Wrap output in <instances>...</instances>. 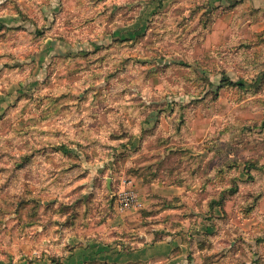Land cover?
<instances>
[{
  "label": "rangeland",
  "instance_id": "1",
  "mask_svg": "<svg viewBox=\"0 0 264 264\" xmlns=\"http://www.w3.org/2000/svg\"><path fill=\"white\" fill-rule=\"evenodd\" d=\"M49 1L0 0V264H61L64 230L94 205L122 213L123 190L136 229L177 239L175 264H264L262 9ZM130 176L181 190L155 197L153 218ZM123 234L122 259L137 248ZM137 258L114 264H149Z\"/></svg>",
  "mask_w": 264,
  "mask_h": 264
},
{
  "label": "crops",
  "instance_id": "2",
  "mask_svg": "<svg viewBox=\"0 0 264 264\" xmlns=\"http://www.w3.org/2000/svg\"><path fill=\"white\" fill-rule=\"evenodd\" d=\"M24 1L16 0V3H21L22 5L24 4ZM225 1L218 0V2ZM7 4H11V2ZM47 4L49 8L53 7V3L49 0ZM252 4L259 9H262L261 12L264 13V0H253ZM13 17H18L17 12L7 13L6 16L1 17V19L13 20ZM133 152L134 150L131 149V157L125 163L119 164L120 170L123 174L126 169L135 165L134 161L139 155L134 154ZM95 166L94 176L97 177L101 174L99 173L101 171L99 169L103 166V163L96 164ZM108 167H110L109 164ZM127 179L131 180L127 182V188L136 181L138 195L140 196L139 201L144 209L153 213V218L159 219L162 215H165L164 213H166V210L154 207V198L161 197L169 200L173 195L171 192L176 193L175 191L181 190L180 187H175L174 190L169 189L159 182L151 184L143 183L141 182V179H137V177L134 178L130 176ZM113 185H115V182ZM136 203L132 207L123 210L122 213H118L116 208H113L111 215L104 217L103 219H101V216L99 215L102 205L92 206L85 217L86 222L83 223L85 224L84 226H81V223L76 222L70 228L64 230L62 242L59 246L69 247V251L65 253L60 263L89 264L91 262H106L114 264L121 260L132 262L138 257L137 260L143 263L175 264L176 260L180 257L175 255V250L179 247L177 239L168 235L167 230L163 231L164 226L161 224H157L158 226L155 227L152 225L150 226L149 223L144 221L142 224L145 226H141V228L137 227L136 229V226L141 225V222H139L138 219L132 218V215L137 211L138 203ZM96 212H98V216L95 215ZM123 233L127 236L125 240H128L132 246L137 244V248L131 249L128 254L129 256L122 259L119 254V246L120 241L122 240L120 237L121 235H124ZM154 233H158L159 239H154ZM115 235H117L116 240Z\"/></svg>",
  "mask_w": 264,
  "mask_h": 264
},
{
  "label": "built area",
  "instance_id": "3",
  "mask_svg": "<svg viewBox=\"0 0 264 264\" xmlns=\"http://www.w3.org/2000/svg\"><path fill=\"white\" fill-rule=\"evenodd\" d=\"M117 206L123 211L135 205V195L131 190H123L116 195Z\"/></svg>",
  "mask_w": 264,
  "mask_h": 264
},
{
  "label": "trees",
  "instance_id": "4",
  "mask_svg": "<svg viewBox=\"0 0 264 264\" xmlns=\"http://www.w3.org/2000/svg\"><path fill=\"white\" fill-rule=\"evenodd\" d=\"M238 85L243 87V84L242 83H238Z\"/></svg>",
  "mask_w": 264,
  "mask_h": 264
}]
</instances>
